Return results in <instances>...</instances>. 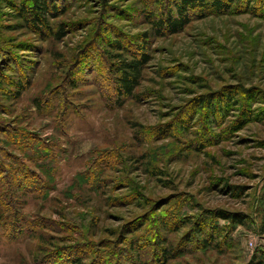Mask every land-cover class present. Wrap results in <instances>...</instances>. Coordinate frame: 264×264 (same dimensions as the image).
I'll return each mask as SVG.
<instances>
[{
	"label": "rangeland",
	"instance_id": "rangeland-1",
	"mask_svg": "<svg viewBox=\"0 0 264 264\" xmlns=\"http://www.w3.org/2000/svg\"><path fill=\"white\" fill-rule=\"evenodd\" d=\"M11 1L0 146L35 189L20 233L0 226V264H264V0L194 10L176 33L152 23L173 0H49L44 25Z\"/></svg>",
	"mask_w": 264,
	"mask_h": 264
},
{
	"label": "trees",
	"instance_id": "trees-1",
	"mask_svg": "<svg viewBox=\"0 0 264 264\" xmlns=\"http://www.w3.org/2000/svg\"><path fill=\"white\" fill-rule=\"evenodd\" d=\"M26 1V8L22 7L19 9L22 11L21 15H29L28 20L32 25H37V23L44 25V19L50 11L48 5L49 0ZM237 1L238 0H173L172 5L174 6L173 8L175 9V14H173L171 10H168L166 14L162 15L161 18L153 21L152 23L158 31H161L164 28L170 33H176L187 23L189 13L191 14L194 10L195 13L198 14L209 9L221 10ZM11 3V0H0V7L4 4L9 5ZM24 9L26 13L23 12ZM145 59V55H140L137 59L123 62L121 67L118 68L117 71L119 76H117L115 88L118 97H128L133 94V90L139 85ZM17 83L20 85L19 82ZM1 155L7 156V163L4 159H1ZM11 161L13 163L10 164ZM25 173V166H23V164L14 156L7 154L3 146H0V176L3 175L2 184L8 185L9 188L15 190V193H19V195L14 193L13 196H9L10 194L8 195L6 190L0 189V226L2 227L5 233L4 235L7 239L15 238L21 231V227L17 229L14 222L15 220L13 219L14 212H17L19 209V196L21 195L22 197V192L28 191L29 188L31 190L35 189L32 185L29 187V182H26ZM74 261L76 262L78 259H75Z\"/></svg>",
	"mask_w": 264,
	"mask_h": 264
}]
</instances>
